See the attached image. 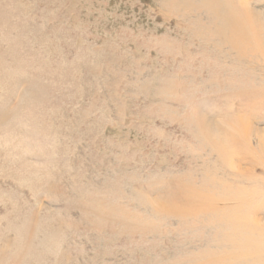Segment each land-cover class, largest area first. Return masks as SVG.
Wrapping results in <instances>:
<instances>
[{
	"label": "rangeland",
	"instance_id": "374dc122",
	"mask_svg": "<svg viewBox=\"0 0 264 264\" xmlns=\"http://www.w3.org/2000/svg\"><path fill=\"white\" fill-rule=\"evenodd\" d=\"M0 264H264V0H0Z\"/></svg>",
	"mask_w": 264,
	"mask_h": 264
}]
</instances>
